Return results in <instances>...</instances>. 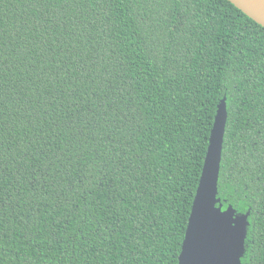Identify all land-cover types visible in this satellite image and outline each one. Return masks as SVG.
Instances as JSON below:
<instances>
[{
  "label": "trees",
  "instance_id": "16d2710c",
  "mask_svg": "<svg viewBox=\"0 0 264 264\" xmlns=\"http://www.w3.org/2000/svg\"><path fill=\"white\" fill-rule=\"evenodd\" d=\"M223 98L218 197L264 264V26L229 0H0V264H179Z\"/></svg>",
  "mask_w": 264,
  "mask_h": 264
},
{
  "label": "water",
  "instance_id": "95a60500",
  "mask_svg": "<svg viewBox=\"0 0 264 264\" xmlns=\"http://www.w3.org/2000/svg\"><path fill=\"white\" fill-rule=\"evenodd\" d=\"M229 1L264 26V0ZM227 118L226 98H223L211 130L179 264H241L245 254L250 212L238 213L231 204L224 209L218 197Z\"/></svg>",
  "mask_w": 264,
  "mask_h": 264
},
{
  "label": "snow or ice",
  "instance_id": "6c2138e0",
  "mask_svg": "<svg viewBox=\"0 0 264 264\" xmlns=\"http://www.w3.org/2000/svg\"><path fill=\"white\" fill-rule=\"evenodd\" d=\"M217 215H222V214H219V213H216Z\"/></svg>",
  "mask_w": 264,
  "mask_h": 264
}]
</instances>
